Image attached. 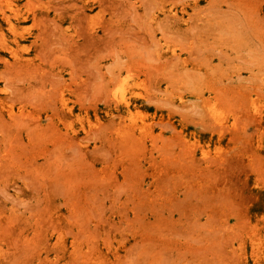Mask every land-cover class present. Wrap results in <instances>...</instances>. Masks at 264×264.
<instances>
[{
  "label": "rangeland",
  "instance_id": "obj_1",
  "mask_svg": "<svg viewBox=\"0 0 264 264\" xmlns=\"http://www.w3.org/2000/svg\"><path fill=\"white\" fill-rule=\"evenodd\" d=\"M262 244L264 0H0V264Z\"/></svg>",
  "mask_w": 264,
  "mask_h": 264
},
{
  "label": "bare ground",
  "instance_id": "obj_2",
  "mask_svg": "<svg viewBox=\"0 0 264 264\" xmlns=\"http://www.w3.org/2000/svg\"><path fill=\"white\" fill-rule=\"evenodd\" d=\"M125 84V83H124ZM120 85H122V82H121V84H119V87H120ZM130 85V84H129ZM119 89V88H118ZM122 89V88H121ZM115 91H118V90H115ZM123 93V92H122ZM117 94V93H116ZM120 94V93H119ZM121 95V94H120ZM122 96V95H121ZM139 96V95H138ZM113 97V96H112ZM123 97V96H122ZM122 97H121V99H122ZM114 98V97H113ZM122 102H126V100H125V97H123V100H122ZM128 103V102H127ZM261 119V118H260ZM263 246H264V244H262ZM257 248V247H256ZM258 250H259V248H258ZM258 250L256 249V251H255V255H254V257H255V259L257 260L256 262H257V264H264V252H263V254H260V253H258ZM259 252H261L260 250H259ZM258 253V254H257ZM262 253V252H261ZM258 258V259H257Z\"/></svg>",
  "mask_w": 264,
  "mask_h": 264
}]
</instances>
